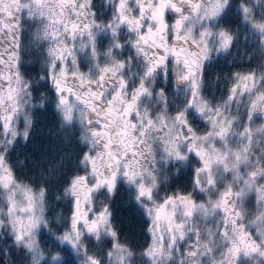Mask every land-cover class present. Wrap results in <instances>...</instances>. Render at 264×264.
<instances>
[{
	"label": "snow or ice",
	"instance_id": "6c2138e0",
	"mask_svg": "<svg viewBox=\"0 0 264 264\" xmlns=\"http://www.w3.org/2000/svg\"><path fill=\"white\" fill-rule=\"evenodd\" d=\"M0 264H264V0H0Z\"/></svg>",
	"mask_w": 264,
	"mask_h": 264
},
{
	"label": "trees",
	"instance_id": "16d2710c",
	"mask_svg": "<svg viewBox=\"0 0 264 264\" xmlns=\"http://www.w3.org/2000/svg\"><path fill=\"white\" fill-rule=\"evenodd\" d=\"M230 67V64H225L224 61L221 59L220 63L216 65V68L213 69V71L223 68L224 71L227 72ZM113 210L118 218V221L122 224L123 227L129 228L131 226H135L136 220L134 219V212L129 204L118 200L114 205ZM135 231L137 235H139L140 229L138 227L135 228Z\"/></svg>",
	"mask_w": 264,
	"mask_h": 264
},
{
	"label": "flooded vegetation",
	"instance_id": "af4514ba",
	"mask_svg": "<svg viewBox=\"0 0 264 264\" xmlns=\"http://www.w3.org/2000/svg\"><path fill=\"white\" fill-rule=\"evenodd\" d=\"M176 186H177V187H180V186H182V185H181V183H180L179 181H177V182H176Z\"/></svg>",
	"mask_w": 264,
	"mask_h": 264
}]
</instances>
